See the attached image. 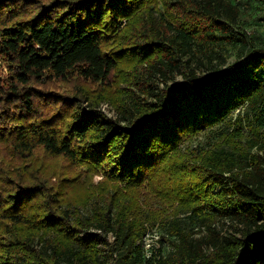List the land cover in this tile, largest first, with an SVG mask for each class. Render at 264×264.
<instances>
[{
	"label": "trees",
	"instance_id": "obj_1",
	"mask_svg": "<svg viewBox=\"0 0 264 264\" xmlns=\"http://www.w3.org/2000/svg\"><path fill=\"white\" fill-rule=\"evenodd\" d=\"M240 16L231 0H0V264H264V48ZM157 78L174 83L155 92ZM223 123L234 134L191 163L181 143ZM92 199L88 217L65 208ZM176 203L172 250L146 257L145 223Z\"/></svg>",
	"mask_w": 264,
	"mask_h": 264
},
{
	"label": "rangeland",
	"instance_id": "obj_2",
	"mask_svg": "<svg viewBox=\"0 0 264 264\" xmlns=\"http://www.w3.org/2000/svg\"><path fill=\"white\" fill-rule=\"evenodd\" d=\"M39 1H46L49 2L51 0H39ZM231 2L235 5H238L241 11V16L239 20V27L240 31L245 30L249 35H251L257 43L258 46L264 48V0H243L242 2H237V0H231ZM153 8V6H151ZM160 11H162V7L160 6L158 8ZM236 57L234 54H229L227 56L226 63H220L218 67L219 70L225 69L228 65L232 64L235 61ZM219 61V59H218ZM217 62V61H216ZM9 78V68L6 64V62L3 60V58L0 56V80L5 81ZM69 82V81H68ZM68 82H59L55 81L53 83V87L55 88V92L58 94H69V92H73L75 94L79 93L78 88L76 87V83L68 84ZM175 83L185 84L188 85V82L185 81L184 77L181 75L176 74L175 75ZM173 81H169L168 83H165V80L161 78H157L156 84L154 87L155 92H158L160 90L166 89V85L170 86L174 83ZM87 85V84H85ZM88 86V85H87ZM189 87V85H188ZM93 90H97V86L93 87ZM82 108L84 111L88 109V103H84L82 105ZM102 112L105 113L109 118H116L117 114L116 111L110 106L109 103H104L101 108ZM264 110V108H263ZM261 113H264V111ZM245 115V108H241L238 111L234 112L231 119L232 122H236L239 116ZM253 120V121H252ZM250 121V123H249ZM252 121V122H251ZM254 126L257 125L255 122V118L252 117L251 113L249 115V120L244 119L243 122V130H242V145L246 146L247 142L246 140L250 139L251 133H250V124H253ZM230 130L229 134L233 132L234 126H231V128L228 126V123H223L217 126H214L212 129H205L201 131L198 135L194 136L191 139H186L183 143L180 145V149L183 151V153H187L191 156V163H194V158L201 154L204 151H208L211 149L213 144L219 139L220 134L222 132H225L226 130ZM234 134V133H231ZM230 136V135H229ZM221 141V139H220ZM258 151L257 148H254L252 153H256ZM42 154H40L41 156ZM57 165H53L50 169L54 172L59 170L61 161L56 162ZM77 171H83L79 170ZM85 173V172H84ZM86 175V174H85ZM85 176L83 177L82 181H84ZM103 181V176H95L93 177V182L98 185ZM103 204L101 201L98 202L96 199L90 200L89 204L84 207H76L74 205L68 206L66 205L65 208H68L72 214H75L78 212L83 217H88L91 215L92 211L96 208V206ZM151 210H154L156 208L160 209L159 211L163 210V207L159 206L158 204L154 203L149 206ZM167 209L169 210L168 213L161 219H159L156 224H150L149 222L145 223V226L148 228V231L146 230L145 235L142 239L144 244V249L146 250V257L153 258L154 255L158 257L160 260H164L167 258L168 253L170 250H172V246L164 242V238L168 237V233L163 230L164 223L168 222L169 220H172L174 216H176V212L178 209V203L174 204L173 206H168ZM177 215L179 219H184L186 221V224H184L185 231L187 233H190L193 239H200L203 237L208 236V231L205 227H201L198 224H192L187 220L186 217L190 216L191 214L185 213ZM73 219V218H72ZM217 228L220 231V235H227L231 230L229 223H224V221H220L217 223ZM93 232H97L96 230H91ZM100 233V232H97ZM175 238V237H173ZM36 241L34 244L36 245V248L39 250L44 246V243L42 242L44 240L43 233H39L36 236ZM39 240V242H37ZM173 240V239H172ZM162 241V242H161ZM109 242L112 243V239H109ZM146 245V248H145ZM108 248V247H107ZM155 252V254H153ZM206 253H209L206 251ZM164 256V257H163ZM162 257V258H161ZM101 264H114L109 258H103L101 259Z\"/></svg>",
	"mask_w": 264,
	"mask_h": 264
},
{
	"label": "built area",
	"instance_id": "obj_3",
	"mask_svg": "<svg viewBox=\"0 0 264 264\" xmlns=\"http://www.w3.org/2000/svg\"><path fill=\"white\" fill-rule=\"evenodd\" d=\"M243 0H237V2H242ZM145 248H146V245H145ZM145 252H146V250H145Z\"/></svg>",
	"mask_w": 264,
	"mask_h": 264
}]
</instances>
